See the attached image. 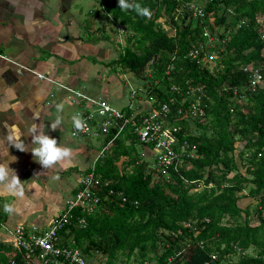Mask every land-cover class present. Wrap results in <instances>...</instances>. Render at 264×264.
Masks as SVG:
<instances>
[{"label":"trees","instance_id":"trees-1","mask_svg":"<svg viewBox=\"0 0 264 264\" xmlns=\"http://www.w3.org/2000/svg\"><path fill=\"white\" fill-rule=\"evenodd\" d=\"M129 2L152 15L122 11L118 0L103 2L110 24L126 34L110 64L138 79L153 107L174 100L169 122L180 127L177 137L192 157L175 171L150 169L127 132L116 137L91 169L99 181L93 212L74 209L56 245L72 242L86 258L104 257L103 264H206L211 255L213 264H264V0H201L202 20L183 10L193 0ZM204 31L213 48H206ZM193 49L200 54L194 59ZM210 50L214 57L203 59ZM244 67L260 68L263 85L253 93L242 92L249 79ZM172 86L201 90L203 122L174 118L182 97ZM11 261L23 258L0 241V264Z\"/></svg>","mask_w":264,"mask_h":264},{"label":"crops","instance_id":"crops-1","mask_svg":"<svg viewBox=\"0 0 264 264\" xmlns=\"http://www.w3.org/2000/svg\"><path fill=\"white\" fill-rule=\"evenodd\" d=\"M102 8L96 0H0V137L6 135L8 126L18 125L29 146L32 138L26 129L31 123H44L45 134L55 138L60 147L72 150L70 162L44 169L30 151L21 152L0 142V163L8 162L24 190L23 198H18L0 186V241L5 244L9 243L7 233L16 225L44 229L59 214L57 211H62L79 178L68 187L63 176L92 169L103 146V138L99 137L100 148L92 156L88 153L91 137L70 136L76 104L71 102L72 94L53 83L101 97L120 108L129 101L124 88L138 90V79L119 68L114 70L110 64L124 41L116 43L110 35L116 33L120 38ZM100 18L105 20L101 23ZM33 74H41L53 83L38 80ZM133 96L134 103L141 102L143 108L150 106L151 101L145 102L136 93ZM57 105L63 106L59 112ZM33 113H39L40 119L32 120ZM57 116L62 124L51 130L49 125ZM65 190L70 192L68 197L62 196ZM5 204L12 205L15 212L6 214ZM30 218L34 219L29 224L23 223Z\"/></svg>","mask_w":264,"mask_h":264},{"label":"built area","instance_id":"built-area-1","mask_svg":"<svg viewBox=\"0 0 264 264\" xmlns=\"http://www.w3.org/2000/svg\"><path fill=\"white\" fill-rule=\"evenodd\" d=\"M96 1L102 5L106 0ZM202 5L201 2H187L184 3L183 10L192 19L202 20L204 18ZM226 11L230 13L228 9ZM256 21L261 26L263 19L257 16ZM116 31L118 35H121L124 32V26L118 25ZM202 36L206 40V48H213V36L208 31H204ZM260 38H264L262 31L260 32ZM211 50L202 55L203 59L210 60L214 57V53ZM199 55L197 49H193L188 53V56L192 59ZM262 63L264 66V55ZM19 68L31 72L25 67L19 66ZM242 71L247 72L249 76L246 89L242 90V92L253 93L257 88L262 87L263 78L260 68L251 69L244 67ZM33 75L38 80L52 82L41 74ZM53 84L66 89L67 92L72 94L73 99H71V102H74L77 108L75 115H79L85 123V129L81 132H77L72 125L70 136L105 138L110 135L111 138L103 144L99 155L111 146L112 141L116 137L127 132L128 136L139 144L141 160H145L146 157L152 158L153 162L148 165L150 169L164 170L171 168L175 171L178 167L184 165V159L192 157V151L189 150L188 143L180 141L177 137L180 127L169 122L171 114L169 104L174 103V100L170 99L169 104H161L156 108L153 106L143 108L140 102H133L135 92L129 89L128 103L124 107L117 109L101 97H90L79 91L67 89L57 83ZM170 90L182 97L174 118L178 119L181 117L185 121L194 119L198 122H203L205 116L202 107L203 93L199 88L187 87L180 91V88L172 86ZM233 96L237 97V103L242 100V96L235 90L233 91ZM183 101L187 102L185 107ZM98 186L99 181L93 176L90 169L79 177L73 193L65 200L62 211L55 215L44 229L34 226L26 229L22 225H16L7 233L9 244L23 258L22 264H87L85 261L86 257L82 251L77 247H73L72 242H70V246L66 247L58 246L56 242L58 232L68 224L70 214L74 209H80L85 214L93 212L98 202L94 189ZM79 222L83 224V219H80ZM184 225L189 227L190 223H185ZM214 261L215 256L211 255L206 264H213ZM9 264H13V262L11 261Z\"/></svg>","mask_w":264,"mask_h":264},{"label":"clouds","instance_id":"clouds-1","mask_svg":"<svg viewBox=\"0 0 264 264\" xmlns=\"http://www.w3.org/2000/svg\"><path fill=\"white\" fill-rule=\"evenodd\" d=\"M118 7L122 11L132 10L135 11L138 16L151 18V10L147 7L140 5L139 3H130L129 0H118ZM39 99V97H37ZM62 105H57V111L62 110ZM40 119L39 113H33L32 120ZM73 127L77 132L84 131L85 123L79 115L72 117ZM62 120L57 116L51 121L49 127L51 130H56L58 126H61ZM27 136H31V145L26 146L24 143V133L21 131L18 125H11L6 128V135L0 137V142H7V144L13 146L17 150L24 152L30 151L34 160L39 163L42 168L49 169L58 163L70 162L72 150L68 147H60L55 138H51L45 134L44 123H31L26 129ZM7 154V151L5 149ZM15 157H11L10 160H14ZM11 174V177H10ZM58 179V177H54ZM0 186L12 196L23 198L24 190L22 182L17 175L8 167V162L0 163ZM6 214H12L15 212V208L10 204H5L3 208Z\"/></svg>","mask_w":264,"mask_h":264},{"label":"rangeland","instance_id":"rangeland-1","mask_svg":"<svg viewBox=\"0 0 264 264\" xmlns=\"http://www.w3.org/2000/svg\"><path fill=\"white\" fill-rule=\"evenodd\" d=\"M194 2H197V3H200V1L201 0H193ZM99 20H101V23H102V21H104L105 19L104 18H100ZM161 21V23H162V26H163V29L167 32V34L168 35H172V31L171 30H169L168 29V26H166L164 23H163V21L162 20H160ZM105 24H106V26L108 27V29H109V25L107 24V21H105ZM128 34V33H127ZM111 36H113V38H115L116 39V43H117V40H120V42H121V44H123L122 42H123V37L126 35H120V38H117L116 37V33H114V34H110ZM214 43V42H213ZM217 47V46H216ZM118 68L119 67H117V66H114V70H116V71H118ZM119 70H120V68H119ZM116 74V73H115ZM121 77V76H120ZM139 84H141V83H139ZM138 84V90L136 89V90H134L133 92H135L137 95H140V98H142L145 102L146 101H151V100H147V97L143 94V92H141L139 89H141V87H142V85H139ZM143 85H147V83H144ZM124 90L125 91H127L126 92V95H128L129 94V88H127V87H125L124 88ZM131 90H132V88H131ZM151 103H153V101H151ZM140 104H141V102H140ZM115 105H117V106H113V107H115V108H117V109H120V106L118 105V104H115ZM150 106H152L151 104H150ZM190 123V122H189ZM189 127H192V123H190L189 124ZM192 131H193V129H192ZM90 145H89V151H88V153L90 154V155H92L93 156V154L95 155L96 153H97V151L99 150V148H100V138L99 137H96V136H91V139H90V143H89ZM135 149L136 150H138L139 151V149H141L140 147H135ZM145 161L148 163V165H151V163L153 162V160H152V158L151 157H146L145 158ZM84 173H82V174H79V173H71V175H65V176H63V183H68L69 185H68V187H72L73 186V184L75 183V179L77 178V177H81L82 175H83ZM79 179V178H78ZM77 179V180H78ZM64 195H65V197H68L69 195H70V192L67 190H65L63 193H62V196L64 197ZM58 213H60V211L58 210L57 211ZM32 219H34V218H30L27 222H23V223H26V224H29L30 223V220H32ZM251 220H252V222H255V217L253 216V215H251ZM32 223V222H31ZM11 228H9V230H10ZM7 242V241H6ZM104 260H105V258L103 257V258H101L100 257V255H98V254H90V255H88L87 256V258H86V263L87 264H103L104 263ZM120 260V259H119ZM106 261V260H105Z\"/></svg>","mask_w":264,"mask_h":264},{"label":"bare ground","instance_id":"bare-ground-1","mask_svg":"<svg viewBox=\"0 0 264 264\" xmlns=\"http://www.w3.org/2000/svg\"><path fill=\"white\" fill-rule=\"evenodd\" d=\"M86 261V260H85Z\"/></svg>","mask_w":264,"mask_h":264}]
</instances>
